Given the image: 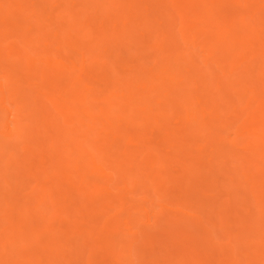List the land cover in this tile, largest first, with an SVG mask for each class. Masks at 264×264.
<instances>
[{"label": "bare ground", "instance_id": "6f19581e", "mask_svg": "<svg viewBox=\"0 0 264 264\" xmlns=\"http://www.w3.org/2000/svg\"><path fill=\"white\" fill-rule=\"evenodd\" d=\"M0 264H264V0H0Z\"/></svg>", "mask_w": 264, "mask_h": 264}]
</instances>
